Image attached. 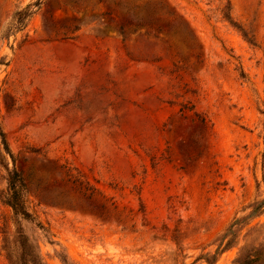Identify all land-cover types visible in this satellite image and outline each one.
Returning a JSON list of instances; mask_svg holds the SVG:
<instances>
[{"label": "rangeland", "instance_id": "rangeland-1", "mask_svg": "<svg viewBox=\"0 0 264 264\" xmlns=\"http://www.w3.org/2000/svg\"><path fill=\"white\" fill-rule=\"evenodd\" d=\"M262 245L264 0H0V264Z\"/></svg>", "mask_w": 264, "mask_h": 264}, {"label": "trees", "instance_id": "trees-1", "mask_svg": "<svg viewBox=\"0 0 264 264\" xmlns=\"http://www.w3.org/2000/svg\"><path fill=\"white\" fill-rule=\"evenodd\" d=\"M31 15L30 12H19L18 16L20 20L21 27H23L24 20L29 19ZM227 17H230L227 15ZM125 26V25H124ZM10 193L7 197V203L12 206L15 212L21 213L26 218H31V213L27 209V202L25 199L24 190L26 189V185L22 179L21 171L15 170L10 175L9 182ZM263 203L258 204L254 211H257L260 207H262ZM230 242L228 243V245ZM33 264H39L35 260L34 257L30 259ZM40 262V261H39ZM41 264V262H40ZM234 264H264V245L253 247L244 252L235 262Z\"/></svg>", "mask_w": 264, "mask_h": 264}]
</instances>
